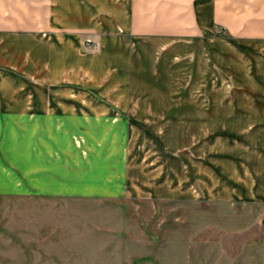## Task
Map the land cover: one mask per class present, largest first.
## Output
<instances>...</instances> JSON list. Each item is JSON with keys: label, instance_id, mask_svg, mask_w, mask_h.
Segmentation results:
<instances>
[{"label": "crops", "instance_id": "1", "mask_svg": "<svg viewBox=\"0 0 264 264\" xmlns=\"http://www.w3.org/2000/svg\"><path fill=\"white\" fill-rule=\"evenodd\" d=\"M177 47L189 100L134 101ZM31 195L264 205V0H0V196Z\"/></svg>", "mask_w": 264, "mask_h": 264}, {"label": "rangeland", "instance_id": "2", "mask_svg": "<svg viewBox=\"0 0 264 264\" xmlns=\"http://www.w3.org/2000/svg\"><path fill=\"white\" fill-rule=\"evenodd\" d=\"M182 55L178 47L145 55L158 70L143 78L152 92L134 101L187 102L191 78ZM195 86L198 101V80ZM180 135L182 129L170 158L176 171L183 163ZM263 221L261 204L0 196V264H261Z\"/></svg>", "mask_w": 264, "mask_h": 264}, {"label": "water", "instance_id": "3", "mask_svg": "<svg viewBox=\"0 0 264 264\" xmlns=\"http://www.w3.org/2000/svg\"><path fill=\"white\" fill-rule=\"evenodd\" d=\"M263 224H264V221H263Z\"/></svg>", "mask_w": 264, "mask_h": 264}]
</instances>
